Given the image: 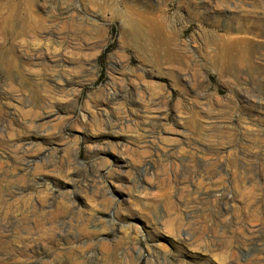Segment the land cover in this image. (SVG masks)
<instances>
[{
    "label": "rangeland",
    "instance_id": "obj_1",
    "mask_svg": "<svg viewBox=\"0 0 264 264\" xmlns=\"http://www.w3.org/2000/svg\"><path fill=\"white\" fill-rule=\"evenodd\" d=\"M0 264H264V0H0Z\"/></svg>",
    "mask_w": 264,
    "mask_h": 264
},
{
    "label": "bare ground",
    "instance_id": "obj_2",
    "mask_svg": "<svg viewBox=\"0 0 264 264\" xmlns=\"http://www.w3.org/2000/svg\"><path fill=\"white\" fill-rule=\"evenodd\" d=\"M31 3H32V1H31ZM22 6V5H21ZM27 7H28V5H27ZM32 7H34V6H32ZM6 8V7H5ZM29 8V7H28ZM30 9V8H29ZM30 11V10H29ZM33 11V10H32ZM31 13H33V12H31ZM28 14H29V12H28ZM34 16V15H33ZM32 17V16H31ZM31 17H30V19H31ZM155 18V17H154ZM154 20V19H153ZM164 20V19H163ZM37 21V20H36ZM158 21V23L157 24H159V25H162L163 24V21L161 20H157ZM157 21H155V22H157ZM137 22V21H136ZM138 22H140V21H138ZM34 23V22H33ZM32 23L31 22H29L27 25H31ZM34 25H36V24H34ZM32 26V25H31ZM27 28V27H26ZM29 29V28H28ZM27 29V30H28ZM30 31V30H29ZM32 34H34V33H32ZM25 55V54H24ZM47 55V54H46ZM25 152V151H24ZM26 160H27V162H31V157H29L28 159L26 158ZM26 162V161H25ZM3 225V224H2ZM257 228V227H256ZM54 232V231H53Z\"/></svg>",
    "mask_w": 264,
    "mask_h": 264
}]
</instances>
